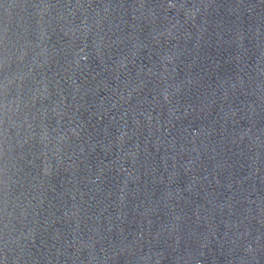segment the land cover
I'll list each match as a JSON object with an SVG mask.
<instances>
[{"label":"water","instance_id":"95a60500","mask_svg":"<svg viewBox=\"0 0 264 264\" xmlns=\"http://www.w3.org/2000/svg\"><path fill=\"white\" fill-rule=\"evenodd\" d=\"M0 264H183L104 149L32 0H0Z\"/></svg>","mask_w":264,"mask_h":264}]
</instances>
